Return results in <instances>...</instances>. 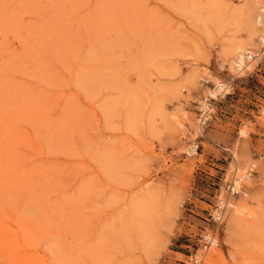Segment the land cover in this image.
Here are the masks:
<instances>
[{"label": "rangeland", "instance_id": "374dc122", "mask_svg": "<svg viewBox=\"0 0 264 264\" xmlns=\"http://www.w3.org/2000/svg\"><path fill=\"white\" fill-rule=\"evenodd\" d=\"M263 7L0 0V264H198L225 176L253 162L204 264H264ZM235 41L256 68L201 127Z\"/></svg>", "mask_w": 264, "mask_h": 264}, {"label": "built area", "instance_id": "2783aa9c", "mask_svg": "<svg viewBox=\"0 0 264 264\" xmlns=\"http://www.w3.org/2000/svg\"><path fill=\"white\" fill-rule=\"evenodd\" d=\"M261 10V27L264 29V7ZM262 47L264 48V41L261 42ZM259 53H255L252 50L242 51L236 59L234 60L233 70L226 80H220L217 84H215L212 90L215 91V95L207 96L201 99L198 103V121L201 127H205L212 117V108L213 100L216 101L219 97H226L227 95H231L235 92L236 82L240 77L241 72H252L256 67L253 66L254 62L258 59ZM218 68L220 71L227 70L229 68V64L227 62L221 61L218 64ZM199 145L194 147V150H197ZM257 164L251 163L246 170V176L244 178H239L236 176L237 169L231 176H225L223 181V186L221 189L223 190L218 196L217 201L215 202V208L213 212H211V217L216 223V230L212 233L206 234L204 236V245L203 251L204 254L201 259L195 258L194 262L198 264H204L206 254L209 252L211 247L218 243L219 233L223 231L227 216L229 212L235 208L234 202L238 200V198L247 197L249 194L248 190V182L254 174L256 173ZM223 192L225 194H223ZM248 214V212H246Z\"/></svg>", "mask_w": 264, "mask_h": 264}, {"label": "bare ground", "instance_id": "6f19581e", "mask_svg": "<svg viewBox=\"0 0 264 264\" xmlns=\"http://www.w3.org/2000/svg\"><path fill=\"white\" fill-rule=\"evenodd\" d=\"M263 10V9H262ZM255 22H259L261 24V17H257V19L255 20ZM262 31V30H261ZM256 35L257 37L260 38L261 42L264 41V29L263 31L261 32V34L259 35L258 32L255 30V32L252 34V36L250 37V41H253V39L256 38ZM248 46V44L244 41H235L231 50L229 51V57H236L238 56V54H240L242 51H246V50H249L248 48H246V50H244L245 46ZM240 51L239 53L237 51ZM235 60V59H234ZM234 63V61H233ZM210 93L212 95H215V91L214 90H211ZM236 169V168H235ZM239 173V172H237ZM244 174V173H243ZM237 175V174H236ZM245 176V175H244ZM237 177H240V176H237ZM243 178V176L241 177ZM244 214V210H243V207L242 206H238L236 205L235 208H234V211H233V222L236 223L238 226H241V223L243 222V217L241 214ZM244 216V215H243ZM5 228V227H4Z\"/></svg>", "mask_w": 264, "mask_h": 264}]
</instances>
